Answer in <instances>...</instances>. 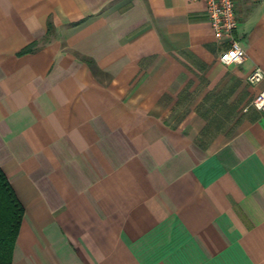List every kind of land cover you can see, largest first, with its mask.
Wrapping results in <instances>:
<instances>
[{
    "label": "crops",
    "instance_id": "obj_1",
    "mask_svg": "<svg viewBox=\"0 0 264 264\" xmlns=\"http://www.w3.org/2000/svg\"><path fill=\"white\" fill-rule=\"evenodd\" d=\"M234 10L221 64L201 0H0L11 264H264V0Z\"/></svg>",
    "mask_w": 264,
    "mask_h": 264
},
{
    "label": "built area",
    "instance_id": "obj_2",
    "mask_svg": "<svg viewBox=\"0 0 264 264\" xmlns=\"http://www.w3.org/2000/svg\"><path fill=\"white\" fill-rule=\"evenodd\" d=\"M205 4L209 24L213 30L216 41H225L226 45L218 54V61L221 64L241 63L248 55L240 46L234 35L236 29V17L234 0H201ZM235 53V55H234ZM249 83L259 82L264 79V71L260 67H254L246 75ZM250 105L264 115V88L259 90L251 99ZM258 108L260 110H258Z\"/></svg>",
    "mask_w": 264,
    "mask_h": 264
},
{
    "label": "trees",
    "instance_id": "obj_3",
    "mask_svg": "<svg viewBox=\"0 0 264 264\" xmlns=\"http://www.w3.org/2000/svg\"><path fill=\"white\" fill-rule=\"evenodd\" d=\"M33 43L21 52L32 49ZM23 208L0 170V264H11V251Z\"/></svg>",
    "mask_w": 264,
    "mask_h": 264
},
{
    "label": "rangeland",
    "instance_id": "obj_4",
    "mask_svg": "<svg viewBox=\"0 0 264 264\" xmlns=\"http://www.w3.org/2000/svg\"><path fill=\"white\" fill-rule=\"evenodd\" d=\"M215 116H216L215 114H208V120L206 121L207 126L202 131V135H205L203 139L207 138L209 134H211L212 132L216 130V128H214V125L217 123V121H215L214 119Z\"/></svg>",
    "mask_w": 264,
    "mask_h": 264
},
{
    "label": "clouds",
    "instance_id": "obj_5",
    "mask_svg": "<svg viewBox=\"0 0 264 264\" xmlns=\"http://www.w3.org/2000/svg\"><path fill=\"white\" fill-rule=\"evenodd\" d=\"M234 55H235V53H234ZM258 110H260V109L258 108Z\"/></svg>",
    "mask_w": 264,
    "mask_h": 264
}]
</instances>
